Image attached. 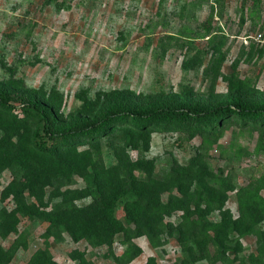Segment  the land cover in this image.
<instances>
[{"label":"rangeland","instance_id":"1","mask_svg":"<svg viewBox=\"0 0 264 264\" xmlns=\"http://www.w3.org/2000/svg\"><path fill=\"white\" fill-rule=\"evenodd\" d=\"M258 33H264V0H0V83L45 97L66 123L91 119L112 105L208 104L238 91L260 96L264 43L254 38ZM5 141L0 129V144ZM96 142L73 151L69 166L46 169V184L34 186V196L25 176L45 160L0 153V248L10 250L21 236L26 243L0 264H30L38 252L45 260L37 254V262L44 264H80L81 255L90 264L189 259L177 230L158 246L148 236L130 239L124 232L98 244L89 237L75 240L67 225L47 213L37 216L89 206L91 195L72 197V191L88 186L93 167L104 168L107 177L159 183L165 201L171 195L183 199L185 175L192 189L201 188L197 179L209 181L226 193L224 208L233 218L245 213L254 220L255 232L239 236L241 258L264 259V188L255 189L253 182L264 174V124L231 119L203 133L125 126ZM230 181L235 188L227 190ZM22 201L36 205L32 216L18 211ZM191 211L175 210L165 221L188 222L197 217ZM118 215L124 217L123 209ZM203 215L219 221L222 213ZM186 231L193 247L189 223Z\"/></svg>","mask_w":264,"mask_h":264},{"label":"trees","instance_id":"2","mask_svg":"<svg viewBox=\"0 0 264 264\" xmlns=\"http://www.w3.org/2000/svg\"><path fill=\"white\" fill-rule=\"evenodd\" d=\"M231 119H237L245 125L264 124V94L258 96L238 91L208 104L161 101L145 105H112L100 109L91 119L66 123L56 107L45 97L25 89H12L0 83V129L6 136V141L0 144V153H33L35 158L42 162L45 160V163L38 166L41 169H35L34 173L29 171L25 176L33 196L34 186L40 188L46 184V169L68 165L69 157L74 154L73 151H78L79 146L97 143L96 141L106 134L125 126L138 132L158 127L164 130L179 128L203 133L222 128ZM15 136L19 137V143L13 141ZM24 139L29 140L27 144L22 143ZM87 154L92 156L90 152ZM63 160L66 161L62 162ZM202 165L203 174L210 178L212 173L208 166ZM93 168H96V172L92 179H88V186L72 191V197L91 195L93 202L89 206L73 205L70 209H62L56 213L40 211L37 216L47 213L52 222L67 225L75 240L89 237L98 244H103L112 236L124 232L130 239L148 236L155 246H158L164 240V235H172L174 230H177L179 241L184 244V252L188 253L189 257L187 260L183 259L182 264L202 260L213 264H264L262 256L245 259L240 255L242 243L239 236L245 237L255 232L254 220L245 213L233 218L231 210L224 208L226 193L215 185H210L209 181H199L197 178L201 175L195 177L201 183L200 189H192V183L187 181L185 175L184 182H187V186L182 190L183 199L171 195L165 201L161 195L164 189L159 183L139 180L136 177L125 180L117 173L107 177L104 168ZM198 173L201 174L202 170ZM181 176L177 178L180 179ZM253 182L255 189H263L264 174ZM181 184L182 182L177 183L179 191ZM234 188V183L230 181L227 190ZM38 199L42 200L39 197ZM261 199L264 201V198ZM192 207L197 214L196 218L188 222L184 218V222L178 224L165 221L175 210L180 209L189 214ZM262 208L264 209V205ZM120 209L125 213L123 218L118 215ZM35 210V204L24 201L18 209L30 216ZM216 210L222 213L219 221L210 220L203 215L204 212L211 213ZM13 219L18 220L16 214ZM188 223L194 237L193 247L185 238ZM21 245L26 246L23 236L10 250L0 248V261L10 260ZM230 252L233 253V258ZM38 253L30 264H44V255ZM37 254L38 259H43L42 261L37 262ZM79 259L80 264H90L83 255ZM147 264L162 263L152 257Z\"/></svg>","mask_w":264,"mask_h":264},{"label":"built area","instance_id":"3","mask_svg":"<svg viewBox=\"0 0 264 264\" xmlns=\"http://www.w3.org/2000/svg\"><path fill=\"white\" fill-rule=\"evenodd\" d=\"M254 38L257 41L264 43V33H258Z\"/></svg>","mask_w":264,"mask_h":264}]
</instances>
